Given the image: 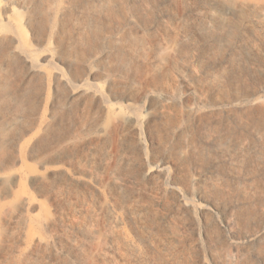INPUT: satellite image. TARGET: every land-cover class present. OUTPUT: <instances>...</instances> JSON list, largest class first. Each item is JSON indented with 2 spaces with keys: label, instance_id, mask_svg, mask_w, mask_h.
Returning <instances> with one entry per match:
<instances>
[{
  "label": "rangeland",
  "instance_id": "rangeland-1",
  "mask_svg": "<svg viewBox=\"0 0 264 264\" xmlns=\"http://www.w3.org/2000/svg\"><path fill=\"white\" fill-rule=\"evenodd\" d=\"M263 4L0 0V264H264Z\"/></svg>",
  "mask_w": 264,
  "mask_h": 264
},
{
  "label": "bare ground",
  "instance_id": "bare-ground-1",
  "mask_svg": "<svg viewBox=\"0 0 264 264\" xmlns=\"http://www.w3.org/2000/svg\"><path fill=\"white\" fill-rule=\"evenodd\" d=\"M103 1V6L110 11L112 9V6L115 2V0H102ZM252 2L253 0H247ZM257 1V0H256ZM264 5V4H263ZM262 5V6H263ZM48 5L47 7H49ZM254 6V5H253ZM252 6V7H253ZM256 7H258V4H255ZM97 11V10H96ZM264 11V10H263ZM95 12V10H94ZM249 12V11H248ZM29 13H33V9H29ZM92 13V12H91ZM99 14V13H98ZM263 14V13H262ZM96 15V14H95ZM33 18V17H32ZM264 18V17H263ZM215 20V19H214ZM218 20V19H217ZM262 20V19H261ZM97 22V21H96ZM209 22V21H208ZM215 22V21H214ZM217 22V21H216ZM257 23V22H256ZM94 26V25H93ZM208 26V25H207ZM95 27V26H94ZM211 27V26H210ZM91 29H93L91 27ZM35 51V50H34ZM66 78V77H65ZM59 80V79H58ZM57 82V81H56ZM11 87V86H10ZM8 91H9V85L7 83L1 85L0 87V101H2L5 105L7 104V97H8ZM87 91V90H86ZM83 92V91H82ZM85 92V90H84ZM85 97V96H84ZM105 119V118H104ZM128 117L124 115L123 113L118 112L117 110H114L113 108H109L107 111V117H106V122L104 125V131L106 134L109 135L110 141L115 142L116 138L120 135L121 129L123 127L124 122ZM205 138L209 142H218L217 139L215 138V134L211 132L210 130L206 131ZM232 146V140L229 138L226 141L220 142V147L224 149H230ZM112 169V164L111 162L107 165L106 171L109 172ZM162 169V168H161ZM159 170V169H157ZM150 171V170H149ZM150 174V173H149ZM18 178V177H17ZM12 191V190H11ZM23 198V197H22ZM105 205V204H104ZM89 250V249H88ZM91 258V257H90Z\"/></svg>",
  "mask_w": 264,
  "mask_h": 264
}]
</instances>
